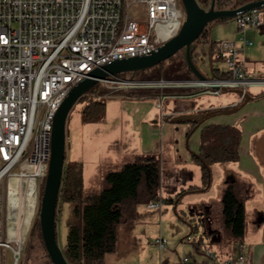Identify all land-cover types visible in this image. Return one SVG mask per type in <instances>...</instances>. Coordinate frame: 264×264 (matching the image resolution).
I'll return each instance as SVG.
<instances>
[{
    "label": "built area",
    "instance_id": "built-area-1",
    "mask_svg": "<svg viewBox=\"0 0 264 264\" xmlns=\"http://www.w3.org/2000/svg\"><path fill=\"white\" fill-rule=\"evenodd\" d=\"M133 5L142 6L139 16L145 9V21L131 16ZM184 20L180 0H0V264H8V254L12 264L22 257V245L7 226V193L33 196L45 182L56 113L70 91L97 68L152 54L179 33ZM235 22L236 37L218 43L216 54L228 77L210 82L217 89L203 87L214 94L264 87V79L248 73L245 57L253 45L247 34L264 26V9L240 13ZM194 50L202 54L196 44ZM163 204L160 199L148 207L161 210ZM156 243L167 250V239ZM206 256L217 264L214 253ZM189 263L185 257L180 264ZM227 263L251 264L243 252Z\"/></svg>",
    "mask_w": 264,
    "mask_h": 264
},
{
    "label": "crops",
    "instance_id": "crops-1",
    "mask_svg": "<svg viewBox=\"0 0 264 264\" xmlns=\"http://www.w3.org/2000/svg\"><path fill=\"white\" fill-rule=\"evenodd\" d=\"M252 1L258 0H245L244 4ZM231 20L235 21V18ZM225 21L229 20L222 22ZM222 25L231 30L230 23ZM207 29L209 41L220 43L221 41L212 36L213 28ZM236 34V27H233L232 33L223 40H232ZM260 34L264 35V26L248 32L247 36L253 41V45L247 47L245 53L248 48L256 47L253 37L260 41ZM261 43L259 46L264 50V39ZM208 44L204 42L200 46L202 54L195 55L199 59L196 62L197 66L210 79L228 77L226 64L216 57L217 49L212 51ZM246 59L248 73L255 72L264 79V57ZM199 62H203V65L200 66ZM172 89L173 93H155L143 99L114 98L107 103L105 117L98 122V136L87 143L88 146L99 147L105 153L100 155L98 166L104 168L106 173L109 169L120 168L139 156H158L161 164L162 198L176 199L179 194L187 192L177 198L173 205L178 207L183 203L182 210L189 208L190 212L192 207L202 205L206 208L202 213L205 215L206 223L208 222L206 224L208 228L211 232H214L213 230L221 232V242L206 251L215 254L217 264H228L229 260L242 252L249 258L251 264H264V87L250 88L248 93L250 92L252 99L246 104H243L242 96L234 91L237 88H229L218 94L206 88L191 86H177ZM236 107H240L237 113L214 115L194 129L190 135L189 124L173 121V118L180 114L207 113ZM213 124L232 126L240 131L239 159L225 164H211L213 181L205 186L203 164L196 155L200 153L202 130ZM229 176H233L244 187L247 228L243 241L238 245L230 244L223 233L221 197ZM82 177L84 186L91 181L84 169ZM191 187H198L199 190L188 192ZM212 187L213 194L210 192ZM212 198L216 199L214 203L211 201ZM219 202V207L214 209L212 204L216 205ZM165 204L168 203L164 202L161 210L151 209L145 205V212L139 207L136 219L120 228L117 250L105 257L104 264L108 261L113 262L118 256L133 253L137 264H145L146 260L150 264H180L181 259L171 262L174 257L170 252L160 250L156 240L162 236L153 234L151 244L149 238L143 237L142 224H145L143 222L153 223L156 218L154 211H159L161 217L164 210L168 211ZM206 212L209 213L208 216ZM209 217L213 222H210ZM206 252L200 250L199 255L193 256V262L189 261V264H210ZM164 254L168 257L167 260H163Z\"/></svg>",
    "mask_w": 264,
    "mask_h": 264
},
{
    "label": "trees",
    "instance_id": "trees-1",
    "mask_svg": "<svg viewBox=\"0 0 264 264\" xmlns=\"http://www.w3.org/2000/svg\"><path fill=\"white\" fill-rule=\"evenodd\" d=\"M198 1L200 5L206 7L211 0ZM226 2L228 1L216 0L215 4L218 9H223ZM244 3L245 0H236L234 7ZM207 36L208 29L199 39L204 38V42L209 43L212 51L218 50V43L209 41ZM180 52L168 61L150 69V71H157L158 75L156 74L154 78L193 80L194 75L188 68L184 55H181ZM193 60L195 61L194 53ZM147 71L120 74L113 78H124L128 74L137 75ZM111 79L109 78V80ZM101 83H97L81 99L85 102L82 109L83 118L90 123L101 122L105 117L107 105L105 95L109 91L102 89ZM92 95L94 97H91ZM150 95H152L151 91H136L119 95V97L143 99ZM116 96H112V98ZM214 113H219V111H213L212 114ZM177 123H186L191 126L188 135L199 127L197 121H179ZM240 139V131L232 126L213 124L202 130L200 153L196 155V158L203 164L205 186L210 181L211 164H225L239 159ZM161 185V164L156 155L139 156L120 168L109 169L104 174L101 188L92 189L86 193L84 192L81 165L65 160L58 207L63 203H74L76 216L75 223L69 226L67 242L62 250L68 264H104L105 257L117 250L120 228L125 223L133 222L136 219L138 208L141 205L161 199ZM43 188L44 183L42 191ZM243 189V185L238 183L233 176H229L221 197L223 233L225 239L234 245L243 241L247 228ZM198 190V187H191L188 192ZM186 193L179 194L176 199L163 198V201L174 204L177 198ZM208 215L209 213L206 212V216ZM206 221L205 218V223ZM34 229L41 231L39 220ZM196 229L197 225L191 226L192 233ZM190 237L189 234L187 238ZM194 246L200 251L199 243Z\"/></svg>",
    "mask_w": 264,
    "mask_h": 264
},
{
    "label": "rangeland",
    "instance_id": "rangeland-1",
    "mask_svg": "<svg viewBox=\"0 0 264 264\" xmlns=\"http://www.w3.org/2000/svg\"><path fill=\"white\" fill-rule=\"evenodd\" d=\"M227 1L228 2L225 3L224 7H234L236 0ZM220 2H224V0H220ZM209 5L204 8L208 9L210 7ZM141 8L142 6L140 5H133L131 7L130 14L133 18L145 21L147 19L145 9L144 14L139 16ZM226 23H230V26H232L231 30L222 25ZM211 27L213 28L212 36L218 41H225L223 39H226V37L232 33L233 27H236L237 32V25L234 20L225 21V23L222 21L214 22L211 23L208 28L210 29ZM253 39L255 40L254 42L256 47L247 49L245 53L246 58L258 59L264 57V50H261L262 47L259 46V43L262 45L261 42L264 39V35H259L260 41L257 37H253ZM203 43L204 38L201 40L199 39L198 42H196V46H201ZM196 49L197 48H195V50ZM195 50L194 55H196ZM180 54L184 55V50L181 51ZM198 60V56H195V61L197 62ZM199 65H203V62ZM156 74L157 71L149 70L145 73L137 75L128 74L124 78L112 77L111 80L108 79L107 81L102 82L101 88L109 91V93L105 95L107 103L114 100V98L130 99L119 97V95L129 94L136 91H151L152 94L173 93L172 88H176L179 84L186 82L185 80H169L164 77L156 79L154 78ZM184 92H187V90H184ZM248 94L250 95V92ZM112 96L116 97L112 98ZM91 97L94 96L92 95ZM84 104V100L80 99L72 107L66 120V161L80 164L81 168L85 170L86 175L90 176L91 181L85 183L84 186V192L86 193L92 189H99L102 186L105 171L104 168L99 167L97 163L100 155H105V153L99 147L95 148L92 147V145H87L88 141H91L93 138H97V126L99 125L98 123H90L84 120L82 114ZM212 181L213 175L210 169V184ZM42 185L43 183L38 185L39 187L36 189L33 196H15L12 190H9L7 193V226L11 232V236H15L14 240H19L22 245L21 264H52L45 250L41 231L34 229L36 222L39 220L41 198L44 191V188L42 191ZM214 186L215 185L213 183V187ZM213 187L210 191L211 194L214 192ZM166 190L169 191L167 187ZM160 197L163 201L162 196ZM211 201L214 203L216 199L212 198ZM187 205L188 204H186V207H188ZM219 205L220 202L216 205L212 204L214 209L218 208ZM146 206H148V204ZM146 206H140L143 212H145L144 207ZM164 206L168 209V211L164 210L161 217L159 211H154L156 217L155 221L153 223L150 222V224L149 222H143L146 224H142L143 237L149 238V244L152 243L151 237L153 234L167 239L168 246L166 251H169L174 257L171 262H176L179 259L183 261L185 257L188 258L190 262H193V256L199 255V250L195 248L194 244L199 243V249L206 252L221 242V232L218 230H213L214 232H211V230L207 228L208 226L206 224L208 222L205 223V215L202 213L206 208H203L202 205H199V207H192L191 212L189 211V208L182 210V206H184L183 203H181L178 207L171 203L165 204ZM74 208V203H63L57 207V242L62 250L67 242L69 226L76 221ZM209 220L210 222H213V219L210 217ZM196 225L197 229L192 233L191 226ZM189 234L191 235V241L187 238ZM166 257V254H164L163 260H167ZM135 260L136 256L134 253L124 254L115 258L113 262L108 261L107 264H137ZM7 263L12 264L10 254H8ZM145 264L150 263L146 260Z\"/></svg>",
    "mask_w": 264,
    "mask_h": 264
},
{
    "label": "water",
    "instance_id": "water-1",
    "mask_svg": "<svg viewBox=\"0 0 264 264\" xmlns=\"http://www.w3.org/2000/svg\"><path fill=\"white\" fill-rule=\"evenodd\" d=\"M180 1L185 11V20L179 33L174 38L159 46L150 55L116 60L101 68L93 70L88 78L81 81L70 91L56 113L51 141V157L39 213L44 247L52 264H68L57 242L56 223L57 207L60 200V190L66 160V120L72 107L92 90L97 83L105 82L109 78L120 74L150 70L168 61L183 50L186 64L194 75L192 81L198 83L197 85L200 88L207 85L213 89H217V86L210 85V82H213L214 79L208 78L193 60L196 42H198L203 32L211 23L231 20L240 13L264 8V0L252 1L234 9H218L215 4L216 0H211L209 9L202 7L198 0ZM234 91L244 97L243 104L248 103L252 99L248 93H244L240 89ZM239 110L240 107H236L221 110L219 113L214 114H212V112L180 114L175 116L173 121H197L199 125H202L207 119L214 115H229L237 113ZM175 205H177V203H175Z\"/></svg>",
    "mask_w": 264,
    "mask_h": 264
},
{
    "label": "flooded vegetation",
    "instance_id": "flooded-vegetation-1",
    "mask_svg": "<svg viewBox=\"0 0 264 264\" xmlns=\"http://www.w3.org/2000/svg\"><path fill=\"white\" fill-rule=\"evenodd\" d=\"M210 6V5H209ZM216 7H218V6H216ZM209 9V8H208Z\"/></svg>",
    "mask_w": 264,
    "mask_h": 264
},
{
    "label": "bare ground",
    "instance_id": "bare-ground-1",
    "mask_svg": "<svg viewBox=\"0 0 264 264\" xmlns=\"http://www.w3.org/2000/svg\"><path fill=\"white\" fill-rule=\"evenodd\" d=\"M209 45V44H208ZM165 88V87H164Z\"/></svg>",
    "mask_w": 264,
    "mask_h": 264
}]
</instances>
